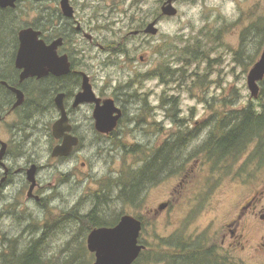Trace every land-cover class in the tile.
I'll use <instances>...</instances> for the list:
<instances>
[{
  "label": "rangeland",
  "instance_id": "374dc122",
  "mask_svg": "<svg viewBox=\"0 0 264 264\" xmlns=\"http://www.w3.org/2000/svg\"><path fill=\"white\" fill-rule=\"evenodd\" d=\"M84 13L91 25L100 26L96 34L103 44L107 45L106 40H111L125 43L128 49L124 53L120 50L111 53L99 48L88 49L85 62L92 70L90 72L99 78L100 84L105 85V80L111 77L120 90L136 95L134 100L129 98L126 103L129 112L127 118L132 121L126 119L122 125L125 130L129 129L125 142L129 144L130 153L121 148L114 151L101 144L98 148L89 147L81 151L86 154L81 159L88 160L85 167L77 158L73 159L71 167L78 166V170L83 171V183L80 188L78 182L62 186L61 192L56 195V198L59 196L63 200L65 196V199L51 209L54 219L49 237L43 242L44 252L52 257L60 256L63 262L73 257V264H87L88 260L89 264H93L95 255L88 248L84 250L89 234L85 221L81 224L77 219L68 218L65 213L67 206L72 210L75 203L81 202L77 211L87 215L101 201L105 202V207L100 205L99 211H103L102 218L106 221H114L124 214L140 217L144 224L140 242L148 245L150 251L161 237L205 234L223 246L234 260L244 264H264V254L230 247V232L226 225L235 218L241 203L262 185L264 156L255 159V144L243 150L233 165L227 162L215 170L210 163H206L202 153L196 152L201 141L207 137L206 128L186 149L183 165L170 173L166 171L165 179L146 188L140 203L126 204L115 196L118 175L144 164L140 160L144 157L142 152L141 155L131 153L134 145H141L148 152L159 141L171 138L180 130L170 117L172 113L168 112L170 104L167 103V106L163 99L177 98V118L185 120L184 126L188 127H202L215 111H236L251 101L258 104L251 96L247 78L264 49V0L184 2L180 14L166 20L161 33L149 43L131 39L122 42L125 31L120 33L121 25L105 29L115 20L114 17L105 19V12L92 13L87 9ZM199 40L208 44V56L216 59L209 67L207 60L194 62L189 67V73L198 70L204 75V86L198 84L199 87H195L194 93H191L187 90V81L181 78L164 82L153 76L164 64L181 68L184 48L197 44ZM242 50L243 55L239 57L237 52ZM229 97L233 104L223 107L221 103ZM49 179L52 183L56 182L53 176ZM98 183L100 185L97 187ZM101 187L105 191L98 200ZM164 201L170 202L167 210L159 216L150 213L151 209H157ZM34 217V213L26 207L9 212L0 206V233L4 235L0 241V251H25L31 240L42 234L40 230H31L35 224ZM261 233V227L257 226L249 234L251 243H255ZM225 235L227 239L223 244Z\"/></svg>",
  "mask_w": 264,
  "mask_h": 264
},
{
  "label": "flooded vegetation",
  "instance_id": "af4514ba",
  "mask_svg": "<svg viewBox=\"0 0 264 264\" xmlns=\"http://www.w3.org/2000/svg\"><path fill=\"white\" fill-rule=\"evenodd\" d=\"M62 1L15 0L14 6L0 7V206L9 212L26 207L34 213L35 224L31 230H40L42 234L34 237L32 242L48 239L54 219L51 209L65 199V196L63 200L59 196L56 198L61 187L77 182L81 187L83 171L78 170V166L71 167L74 158L82 167L87 165L88 160L81 159L86 154L81 151L98 148L101 144L114 151L119 148L126 151L129 147L125 142L129 129L122 128L126 119L132 121L127 118L129 92L120 90L111 77L105 80V85L100 84L85 62L88 49L99 48L111 53L119 50L124 53L128 49L125 43L116 41L106 40L107 45L103 44L96 34L100 26H93L90 20H86L83 16L85 10L105 12V19L114 17L115 20L105 29L121 25L120 33L125 31L122 42L131 39L149 43L161 33L166 20L180 14L182 3L197 0H173V6L178 9L176 15H167L163 11L169 0H68L74 9L73 15L64 12ZM152 22H156L159 28L157 35L146 31ZM28 28L39 31L38 38L46 45L57 44V55L68 58V73L49 72L41 77H22L25 69L17 66L20 33ZM86 77L95 100L76 104L77 95L84 90ZM106 100H113L123 111L117 125L109 132L100 131L95 118L97 106L104 105ZM63 111L68 116L70 129L65 135L56 137L54 126ZM65 136L76 137L78 144L67 155H54L55 148L64 144ZM165 142L159 141L157 146ZM31 170H34L33 175ZM51 176L56 179L55 183L49 179ZM165 177L164 168L160 181ZM261 184L241 203L235 218L226 224L231 248L250 249L259 255L264 254V179ZM162 204L167 206L161 210ZM80 206L81 202L75 203L72 210L67 206L65 214L82 224L86 214L77 211ZM169 206L170 202L164 201L150 213L159 216ZM257 226L261 227L262 233L255 243H251L249 234ZM3 238L0 233V241Z\"/></svg>",
  "mask_w": 264,
  "mask_h": 264
},
{
  "label": "trees",
  "instance_id": "16d2710c",
  "mask_svg": "<svg viewBox=\"0 0 264 264\" xmlns=\"http://www.w3.org/2000/svg\"><path fill=\"white\" fill-rule=\"evenodd\" d=\"M207 46L208 44L203 40H199L193 46L188 45L184 48L180 59L181 68H173L170 64H164L156 70L153 76L159 77L164 82L173 81V78H181L180 80L187 81V90L194 93L195 87H199L198 84L205 85V78L198 70L189 73V67L194 62L200 63L206 60L207 67H209L216 61L208 56ZM243 52V50L239 51L237 55L242 57ZM260 85V94L254 98L258 104L251 101L236 111H215L207 122L202 124V127H199L201 125L184 126L185 120L178 119L176 115L178 112L177 98L173 96L171 99H163L162 102L167 106V103L170 104L168 112L172 113L170 117L173 118L175 124L179 125L180 130L167 139L164 145L154 146L148 152H145L143 146L134 145L131 153L141 155L142 152L144 157L140 160L144 161V164L138 169L132 168L131 171H123L118 175L115 180V185L118 187L116 199L131 205L140 203L146 188L159 183L164 168L165 172L170 173L176 167L183 165L186 149L206 128H208L207 137L201 141L196 152L202 153L206 163H210L215 170L220 164L231 162L233 165L236 163L243 150L252 144L257 146L254 153L255 159L258 156H264V80ZM128 98L134 100L136 95L129 93ZM221 104L223 107H228L233 104V100L229 97ZM209 106L213 107V104L209 103ZM126 151L130 153L128 147ZM101 188L98 192L100 195L97 197L98 200L105 191V189L103 191L104 187ZM110 188L111 186L108 188V193H110ZM100 205L105 207V202H97L86 215V232L96 227L112 226L122 216L120 215L114 221H106L102 218L103 211H99ZM43 242V239L31 242L28 248L21 253L14 249L0 251V264H73V257L63 262L60 256H49L44 252ZM146 247L134 264H244L234 260L223 249V246L210 240L205 234L197 236L175 234L170 237H161L151 251L148 245ZM84 250L87 251V247H84ZM89 263L88 260L87 264Z\"/></svg>",
  "mask_w": 264,
  "mask_h": 264
},
{
  "label": "water",
  "instance_id": "95a60500",
  "mask_svg": "<svg viewBox=\"0 0 264 264\" xmlns=\"http://www.w3.org/2000/svg\"><path fill=\"white\" fill-rule=\"evenodd\" d=\"M173 0H169L163 7L167 15H176L178 9L173 6ZM15 0H0V7L6 8L14 6ZM62 9L68 15H73L74 9L68 0L62 1ZM146 31L157 35L159 28L156 22L148 25ZM40 32L33 28H28L20 33L21 47L17 58V66L24 68L22 77L47 75L49 72L55 74L68 73L70 64L67 57L57 55L56 45L48 46L43 40L38 38ZM89 78H85L84 90L77 95L76 104L95 100V95L89 84ZM264 80V49L260 58L252 66L248 73L247 83L251 96L257 98L260 94V83ZM59 105L62 107L61 102ZM117 113V114H115ZM123 115L120 107H117L113 100H106L104 105L97 106L95 110L96 125L100 131L109 132L115 128ZM68 116L63 111L61 118L54 126L56 137L65 135L70 129L67 125ZM65 142L57 146L54 155L69 154L74 145L78 144L76 137L65 136ZM34 169V168H33ZM30 173L33 175L34 170ZM34 178L32 177V180ZM167 204H162L160 209L166 208ZM143 230L142 221L132 214H124L114 226L96 227L90 231L87 237V247L95 255L93 264H134L140 257L146 246L140 243V235Z\"/></svg>",
  "mask_w": 264,
  "mask_h": 264
}]
</instances>
